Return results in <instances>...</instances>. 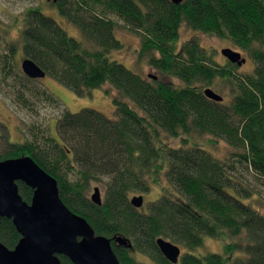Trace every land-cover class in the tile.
<instances>
[{
    "label": "trees",
    "instance_id": "obj_1",
    "mask_svg": "<svg viewBox=\"0 0 264 264\" xmlns=\"http://www.w3.org/2000/svg\"><path fill=\"white\" fill-rule=\"evenodd\" d=\"M45 4L77 29L81 41L69 37L44 4L26 8L16 40L0 45V99L28 113L39 98L59 104L35 86L38 80L23 75L20 57L79 98L108 85L114 119L93 109H63L55 138L33 125L27 127L31 140L22 143L0 135V161L32 159L55 180L65 207L110 242L119 264H137L136 254L170 264L155 244L159 238L183 249L177 264H264V215L249 203L256 190L246 179L264 190V0ZM120 23L138 38L137 61L159 77L142 78L110 59L122 49L114 36ZM182 26L228 41L251 61L252 71L239 75L236 65H219L195 39L176 49ZM217 80L229 87L227 102L203 95ZM202 137L224 142L226 157L196 144ZM94 186L103 193L100 206L89 200ZM153 187L160 194L147 211L130 205L132 195ZM17 188L30 203L32 190L20 182ZM116 237L127 247L117 246ZM205 237L231 242L222 254H195ZM19 240L11 220L0 217V244L12 250ZM59 261L72 264L65 257Z\"/></svg>",
    "mask_w": 264,
    "mask_h": 264
},
{
    "label": "water",
    "instance_id": "obj_2",
    "mask_svg": "<svg viewBox=\"0 0 264 264\" xmlns=\"http://www.w3.org/2000/svg\"><path fill=\"white\" fill-rule=\"evenodd\" d=\"M169 1L173 5L183 2ZM45 2L55 3L56 0ZM221 56L237 67L245 64L240 53L231 49H222ZM20 70L30 80L45 77L44 72L29 59L20 62ZM203 95L216 103L222 101L210 89L203 90ZM18 182L32 190L30 203L24 202L18 194ZM89 200L101 205L97 187L92 189ZM129 202L138 210L142 207L143 198L141 195L133 196ZM0 217L11 220L20 236L12 250L0 244V264H60L59 257L67 258L72 264H119L110 242L96 236L83 218L65 207L58 197L55 180L30 158L0 161ZM114 242L119 247H127V241L122 237H116ZM155 244L166 261L178 263V246L161 238Z\"/></svg>",
    "mask_w": 264,
    "mask_h": 264
},
{
    "label": "rangeland",
    "instance_id": "obj_3",
    "mask_svg": "<svg viewBox=\"0 0 264 264\" xmlns=\"http://www.w3.org/2000/svg\"><path fill=\"white\" fill-rule=\"evenodd\" d=\"M42 4H44L45 7V0H0V45L2 48L9 40H16V37L18 36L16 29L20 27L22 12L28 7H37ZM44 10L46 13H49L51 17L66 31L69 37L81 41L80 34L76 28L66 23L55 11L50 10L48 7H45ZM122 27L123 26L120 23L118 29L114 31V36L122 44V49L111 52L109 55L110 59L125 66L127 69L142 78H148V76L159 77L158 73L149 68L145 62L137 61V51L139 48L138 38ZM4 31H7V33ZM192 39L197 40L199 45L205 49L219 65H223L225 63V58L221 56V50L231 49L240 53L241 57L245 59V64L236 70V74L242 75L252 71L253 66L251 61L245 56V54L231 46L228 41L192 32L184 26L180 29L176 49H178L186 41ZM1 46L0 50L2 49ZM17 60L18 64H20L21 58L17 57ZM168 81L174 85L181 84V82L175 78H168ZM35 86L41 90L45 89L48 93L53 95L54 98L59 101L60 105L58 104L56 106L47 99L39 98L40 100L36 101V105L34 106V112L28 113L13 106L6 99H0V135L7 137V139L12 143H22L25 139L31 140V136L27 132V127L30 125L34 126L35 131L40 129L45 134L49 133L53 138H55V122L63 109L70 113H76L82 109H93L110 119H114L113 106L111 104L110 97L105 95V90L108 88V85H105L100 89L90 90L86 96L81 98L75 96L69 89L49 77H44L43 79L38 80ZM228 88V85H225L221 81L217 80L215 85L209 89L213 93L222 97L223 102H227L229 100ZM164 141L173 147L178 145L177 140L164 138ZM196 144L205 146V148H208L214 156L220 159L226 157L229 151V148L226 144H224V142L220 140L212 141L210 137L199 138L196 140ZM1 147L2 140H0V149ZM246 179L249 182V186L256 190V197L250 200L249 203L264 215V190L251 176H246ZM94 187L99 188L100 196L102 198L103 193L101 188L99 186ZM92 188L90 189L89 196L92 192ZM159 194V189L157 187H153L150 193L142 195L143 204L138 210L141 212L147 211L148 204L157 200ZM133 196L139 195L134 194L131 197ZM229 242L231 241H218L205 237L202 241V246L194 253L200 255L208 253L222 254L223 246L227 245ZM179 248L181 256L183 249L181 247ZM134 259L137 264H153L152 261L142 255L136 254Z\"/></svg>",
    "mask_w": 264,
    "mask_h": 264
}]
</instances>
